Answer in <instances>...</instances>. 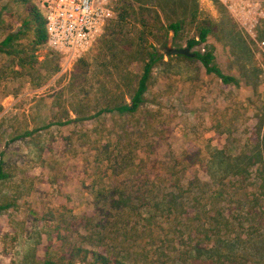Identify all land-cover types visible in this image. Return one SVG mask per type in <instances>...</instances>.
<instances>
[{
    "label": "rangeland",
    "instance_id": "374dc122",
    "mask_svg": "<svg viewBox=\"0 0 264 264\" xmlns=\"http://www.w3.org/2000/svg\"><path fill=\"white\" fill-rule=\"evenodd\" d=\"M126 5L131 14L119 23ZM111 9L89 51L71 59L46 45L34 53V18L16 0H0V44L22 33L0 52V157L8 176L0 205H12L0 210V264H45L57 247V220L91 212L92 185L125 180L130 161L139 168L143 158L147 173L158 175L182 155L201 153V175L210 180L227 166L218 153L237 156L264 139V19L252 28L211 0H113ZM205 22L212 33L192 53L213 49L239 87L207 75L195 58L166 56L167 48H188ZM176 23L178 34L170 29ZM151 46L166 58L144 108L135 117L100 115L130 101Z\"/></svg>",
    "mask_w": 264,
    "mask_h": 264
},
{
    "label": "trees",
    "instance_id": "16d2710c",
    "mask_svg": "<svg viewBox=\"0 0 264 264\" xmlns=\"http://www.w3.org/2000/svg\"><path fill=\"white\" fill-rule=\"evenodd\" d=\"M16 1L34 18L35 53L47 45L45 22L31 0ZM130 12V6L120 7L118 22L123 23ZM170 29L178 34L181 24H172ZM197 31L188 43L191 50L207 44L212 33L206 22ZM21 34L8 36L0 52H8ZM146 57L130 101L104 109L100 115L135 117L141 112L154 73L166 58L153 46ZM195 59L224 86H240L236 77L219 67L213 49L195 53ZM18 60L20 66L26 65V57ZM218 155L224 163L227 160V166L210 172V180L202 178L201 153H188L176 159L165 175L163 171L148 174L142 158L139 168L129 162L130 175L125 180L119 175L93 184V210L81 217L63 214L57 220L52 231L57 247L48 251L45 264H264V139L259 137L252 150L240 155ZM125 164L117 163L116 168ZM7 178L1 156L0 184ZM10 208L11 204L0 205L1 211ZM250 247L255 248L253 253L246 250Z\"/></svg>",
    "mask_w": 264,
    "mask_h": 264
},
{
    "label": "built area",
    "instance_id": "2783aa9c",
    "mask_svg": "<svg viewBox=\"0 0 264 264\" xmlns=\"http://www.w3.org/2000/svg\"><path fill=\"white\" fill-rule=\"evenodd\" d=\"M46 26L47 47L77 59L91 48L112 16L113 0H31ZM239 22L256 27L264 19V0H211Z\"/></svg>",
    "mask_w": 264,
    "mask_h": 264
},
{
    "label": "water",
    "instance_id": "95a60500",
    "mask_svg": "<svg viewBox=\"0 0 264 264\" xmlns=\"http://www.w3.org/2000/svg\"><path fill=\"white\" fill-rule=\"evenodd\" d=\"M166 56L168 57H187L195 58V54L192 53V50L188 48L176 49V48H167Z\"/></svg>",
    "mask_w": 264,
    "mask_h": 264
}]
</instances>
